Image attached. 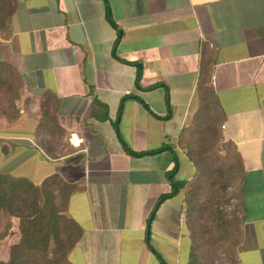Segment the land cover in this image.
<instances>
[{
  "label": "crops",
  "instance_id": "0c3cea01",
  "mask_svg": "<svg viewBox=\"0 0 264 264\" xmlns=\"http://www.w3.org/2000/svg\"><path fill=\"white\" fill-rule=\"evenodd\" d=\"M0 76V173L72 187L71 264H191L178 142L211 94L244 172L237 264H264V0H16Z\"/></svg>",
  "mask_w": 264,
  "mask_h": 264
},
{
  "label": "trees",
  "instance_id": "16d2710c",
  "mask_svg": "<svg viewBox=\"0 0 264 264\" xmlns=\"http://www.w3.org/2000/svg\"><path fill=\"white\" fill-rule=\"evenodd\" d=\"M15 6L16 0H0V25L9 22ZM2 83L6 84L7 80L0 76ZM10 89L13 87L10 86ZM221 121L211 94L203 101L192 124L178 142L195 167L194 176L187 183L176 182L174 187L177 192H185L188 212L196 214V222V212H205L206 226L211 229V235L215 232L218 241H231L228 258L231 264H237L241 220L230 219L220 207L224 192L232 183L229 181L235 183L233 198L238 199L244 172L235 147L223 142L219 131ZM202 187L207 192V199L198 204L196 194ZM72 190V187L59 184L54 178L35 186L25 178L0 173V216L5 214L17 219L19 233L17 242L9 248L8 261H0V264H71L68 255L80 235L75 223L65 215L66 201ZM191 264H199L195 252Z\"/></svg>",
  "mask_w": 264,
  "mask_h": 264
},
{
  "label": "rangeland",
  "instance_id": "374dc122",
  "mask_svg": "<svg viewBox=\"0 0 264 264\" xmlns=\"http://www.w3.org/2000/svg\"><path fill=\"white\" fill-rule=\"evenodd\" d=\"M2 25H0L1 27ZM0 113H6L2 110L8 105V93L11 84L7 81L6 84H0ZM12 113V111H10ZM175 172V171H174ZM229 178V176H227ZM229 186L226 188L225 196L222 198V205L220 210L230 217V219L236 218L240 220V209L236 199L233 198L235 194L236 185L233 181H229ZM207 199V192L203 187L199 189L196 194V200L198 204H202ZM206 213H197V226H200L198 237V249L195 253L199 264H231L228 258V246L230 240H217V236L211 235V229L207 228ZM234 235V234H233ZM19 238L18 233V220L10 218L5 214L0 216V261L7 262L9 259V248L12 244L16 243Z\"/></svg>",
  "mask_w": 264,
  "mask_h": 264
},
{
  "label": "water",
  "instance_id": "95a60500",
  "mask_svg": "<svg viewBox=\"0 0 264 264\" xmlns=\"http://www.w3.org/2000/svg\"><path fill=\"white\" fill-rule=\"evenodd\" d=\"M174 190L176 191V188H174Z\"/></svg>",
  "mask_w": 264,
  "mask_h": 264
}]
</instances>
